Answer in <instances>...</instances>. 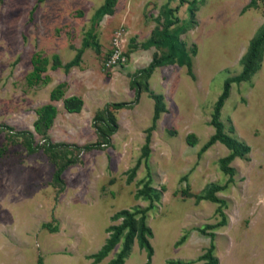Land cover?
Returning <instances> with one entry per match:
<instances>
[{
  "label": "rangeland",
  "instance_id": "1",
  "mask_svg": "<svg viewBox=\"0 0 264 264\" xmlns=\"http://www.w3.org/2000/svg\"><path fill=\"white\" fill-rule=\"evenodd\" d=\"M104 1L0 0V264H109L122 239L92 256L123 210L145 212L150 264H204L211 245L216 264H264V46L218 118L248 151L208 145L264 0H116L99 16ZM146 263L135 241L124 264Z\"/></svg>",
  "mask_w": 264,
  "mask_h": 264
},
{
  "label": "trees",
  "instance_id": "2",
  "mask_svg": "<svg viewBox=\"0 0 264 264\" xmlns=\"http://www.w3.org/2000/svg\"><path fill=\"white\" fill-rule=\"evenodd\" d=\"M115 1L116 0H105L104 4L101 6L99 11L97 12V15L102 16V15H106V14H111L113 7L115 5ZM171 40H173V39L171 38ZM263 46H264V27L257 34V36L254 38V40L251 41V43L249 45V50H248V54L245 58V63H244V68H243L242 73L239 76H237L236 78L229 79V80L225 81V83H224L223 92L216 102L214 112H213V116H212V120H211V123H212L213 127L215 128V135L210 139V141L208 142V145H211L215 141L219 140L222 143H224L228 148H230L232 150L233 155H238L240 153V150H242L241 152L243 154L248 151L247 148H245V147L239 145L237 142L231 140L229 137H227L222 132V125L219 122L218 118H219V113H220V110H221L222 105L224 103V100L228 96V91H229L231 82L244 81L250 77V75L253 72L255 63L259 57V53H260L261 49L263 48ZM178 47H179V45L177 42H174V41L170 42V47H169L170 53L176 54L178 62L180 64H183L184 60H185L184 51H179ZM162 62H163V59H154L150 63V65L146 69L141 70V72L146 74V75H149L156 67L161 65ZM186 64H187V67H190V62H187ZM122 106H124V105L123 104H114L113 105V107L116 109L121 108ZM157 119H158V112L155 111L153 121H152L153 126H154ZM111 123L114 124L112 121H111ZM114 130H115V127L113 125L112 129L110 130V134H112V132H114ZM104 139L106 141H108V135H104ZM93 147L94 146L91 145V146H86L85 148L91 149ZM63 170H64V167H60L56 170V172L54 174V179L57 183H61V174H62ZM219 190H220V188H218V187L213 188V191L208 194L207 198H211L212 200H215V197L213 195L216 191H219ZM149 191L150 190L147 187H145L144 192L147 193ZM137 214H140V217L138 219V223L136 224L135 218H136ZM117 218H121L122 223L118 226H112L107 230V232L109 233V238L106 240L105 244L100 249V251L97 254L93 255L92 258H94L95 262H99L100 260L105 258L108 255V253L122 239L120 251L118 252L116 257L109 264H124L126 258L129 256V254L131 252L132 245L135 241H136L138 247L140 249L144 250L147 254V263L146 264H150V260H151L152 254H153V249H152V247L148 241V237L151 236V231L147 227L146 222H145V218H146L145 212L142 211L139 213H137V212L131 213L128 210H123L117 215ZM213 249H214V247L211 245L208 252L202 257V260L207 261L204 264H216L217 263L216 260L214 259V257L212 256ZM169 264H172V263H169Z\"/></svg>",
  "mask_w": 264,
  "mask_h": 264
}]
</instances>
